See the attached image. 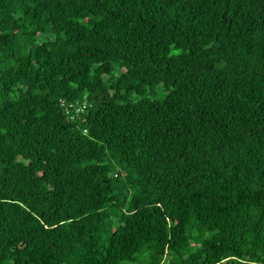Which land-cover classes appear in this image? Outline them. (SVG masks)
Here are the masks:
<instances>
[{"label": "trees", "instance_id": "1", "mask_svg": "<svg viewBox=\"0 0 264 264\" xmlns=\"http://www.w3.org/2000/svg\"><path fill=\"white\" fill-rule=\"evenodd\" d=\"M0 264H264V0H0Z\"/></svg>", "mask_w": 264, "mask_h": 264}, {"label": "rangeland", "instance_id": "2", "mask_svg": "<svg viewBox=\"0 0 264 264\" xmlns=\"http://www.w3.org/2000/svg\"><path fill=\"white\" fill-rule=\"evenodd\" d=\"M159 94H160V91H159Z\"/></svg>", "mask_w": 264, "mask_h": 264}]
</instances>
